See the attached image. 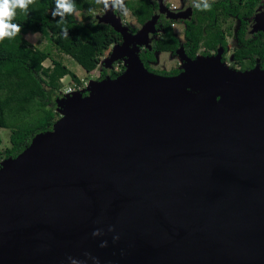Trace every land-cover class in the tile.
I'll use <instances>...</instances> for the list:
<instances>
[{"label": "water", "instance_id": "1", "mask_svg": "<svg viewBox=\"0 0 264 264\" xmlns=\"http://www.w3.org/2000/svg\"><path fill=\"white\" fill-rule=\"evenodd\" d=\"M156 3L134 34L96 16L122 39L104 69L124 70L61 95L51 130L0 163V264H264V72L182 47L181 73L149 72L160 17L188 18Z\"/></svg>", "mask_w": 264, "mask_h": 264}, {"label": "trees", "instance_id": "2", "mask_svg": "<svg viewBox=\"0 0 264 264\" xmlns=\"http://www.w3.org/2000/svg\"><path fill=\"white\" fill-rule=\"evenodd\" d=\"M198 3L199 0H193ZM233 13L246 12L255 0H234ZM77 12L96 11L102 5H96L95 0H74ZM127 9L137 23L144 25L156 12L158 5L155 0H124ZM229 0H210V11H200L194 7L192 20L186 23L185 43L180 44L176 38L171 22L160 17L156 25L159 36L151 39L152 49L140 53L144 67L151 73L163 77L178 75L177 71H154L150 64L155 63L156 55L167 53L175 55L183 47L185 55L191 60L202 48H215L220 42L215 22L225 17L229 7ZM245 3V4H244ZM56 0H35L29 6L28 15L17 10L14 23L22 26V32L14 39L0 42V130L10 129V147L4 151V160L16 158L28 148L32 138L39 133L51 130L59 119L56 111V101L61 99L63 78L70 76L73 83L78 85L79 79L72 74L61 62L56 61L49 52L34 48L25 38L27 34H38L49 41L59 52L72 58L86 73L94 71L101 63L104 52L113 45L120 44L122 39L111 27L101 24L89 15L83 21H77L75 14L65 17L69 30L68 38L62 33L64 25H57L60 17L53 18L51 13L55 9ZM118 14L119 10H115ZM248 14V13H247ZM136 33L135 29H129ZM51 61L50 67L43 63ZM120 73L114 69L110 71V78H116ZM107 71L102 69L100 78H104ZM40 118L33 123L28 119L32 116ZM1 145V137H0ZM0 161V163L2 162Z\"/></svg>", "mask_w": 264, "mask_h": 264}, {"label": "flooded vegetation", "instance_id": "3", "mask_svg": "<svg viewBox=\"0 0 264 264\" xmlns=\"http://www.w3.org/2000/svg\"><path fill=\"white\" fill-rule=\"evenodd\" d=\"M193 2V0H185V6L177 7L173 5L174 8L172 7L174 13L186 12L188 14L186 20L176 22L182 28L181 33H183L184 41L180 43L181 45L185 43L186 23L191 22L194 13ZM228 4L229 7L225 11V17L215 22V28L212 27L213 30L218 32L220 42L213 49L202 46L196 57L210 58L219 54L221 63L228 70L237 73H250L257 70L264 72V0H255L249 11L235 14L233 11H235V5L239 4V2L229 0ZM165 6L170 8L171 5L167 6L165 4ZM233 19L237 22L236 24H228L225 28L221 27L223 22ZM165 20L171 22L170 20ZM175 27L171 23V28L178 39ZM123 70L124 67L122 66L120 71H115L121 73ZM171 71H177L179 74L182 69L180 66ZM109 74L110 71H107L106 76H110Z\"/></svg>", "mask_w": 264, "mask_h": 264}, {"label": "rangeland", "instance_id": "4", "mask_svg": "<svg viewBox=\"0 0 264 264\" xmlns=\"http://www.w3.org/2000/svg\"><path fill=\"white\" fill-rule=\"evenodd\" d=\"M156 1V0H155ZM164 5L166 4L167 6H170L168 8L171 12L172 7L174 8L173 5L175 6H185V0H163ZM105 10L103 9V6L100 7L99 10L96 11L95 17L93 19H96V16L99 15H104ZM88 11L84 12H76L75 16L77 21H83L85 17L89 16ZM120 22L122 25H124L128 29H135L136 31L141 30L142 25L137 23L136 19L132 16L130 11L128 10L126 13H122L119 11L117 14ZM171 21V20H170ZM177 21H171L172 25L175 27L178 39L180 43L184 41L183 39V33H181V26H177L176 23ZM236 24L235 20H228L227 22H223L221 27H227L228 24ZM159 36V32L156 33ZM26 40L34 47L38 48L40 50L49 52L51 56L56 60L61 63H63L69 71L74 74L80 81L78 85L72 82L71 77L67 76L62 79L61 84H62V91L64 92L67 88H73L75 91H83L86 89V87L89 85L91 81H98L101 80L100 78V73L101 70L104 69V62L110 57L113 48L115 45H113L111 48H109L107 51L104 52L103 56L101 57V63L98 65V67L92 71L91 73H86L72 58L69 56L59 52L49 41H46L44 38H42L38 34H27L25 36ZM144 48H142L143 50ZM44 67H50L51 66V61L47 60L43 63ZM181 61L177 55H169L167 53H162L159 54L158 56L156 55V61L153 64H150L151 69L154 71H171L173 69H176L177 67H180ZM123 66V62H118L113 65V68L117 71H120ZM105 70V69H104ZM78 88V89H77ZM86 94V93H85ZM84 94V95H85ZM57 111V108H56ZM40 117L32 115L29 119V123H33L34 121L38 120ZM10 136H11V130L10 129H1L0 130V137H1V145H0V161L4 159V151L10 147Z\"/></svg>", "mask_w": 264, "mask_h": 264}, {"label": "clouds", "instance_id": "5", "mask_svg": "<svg viewBox=\"0 0 264 264\" xmlns=\"http://www.w3.org/2000/svg\"><path fill=\"white\" fill-rule=\"evenodd\" d=\"M214 2V0H213ZM35 0H0V42L5 39H14L17 35L22 32V26L13 21L16 19L17 10L22 11L25 15H28V9L30 5H33ZM96 5H102L105 11L107 10H119L122 13L128 11L124 0H95ZM193 6L200 11H210L212 8V3L210 0H199L198 3L193 2ZM77 5L74 0H56L55 9L52 11L51 15L53 18L60 17L57 25H64L62 28V33L65 38H68V27L66 24L65 17L68 15L76 14ZM88 12L91 16L95 17L96 9L89 8ZM109 232H115L113 227H109ZM101 230L97 229L93 231L92 236H100ZM119 235L113 236V242L119 240ZM107 241H103L100 244L101 248H106ZM85 257L92 260V264H100L97 257L92 256L90 253H85ZM70 264H86L84 260H77L69 257Z\"/></svg>", "mask_w": 264, "mask_h": 264}, {"label": "built area", "instance_id": "6", "mask_svg": "<svg viewBox=\"0 0 264 264\" xmlns=\"http://www.w3.org/2000/svg\"><path fill=\"white\" fill-rule=\"evenodd\" d=\"M78 89V88H77ZM77 91V90H76ZM73 88H67L64 92L61 91V95H67L72 94L73 92H76Z\"/></svg>", "mask_w": 264, "mask_h": 264}, {"label": "crops", "instance_id": "7", "mask_svg": "<svg viewBox=\"0 0 264 264\" xmlns=\"http://www.w3.org/2000/svg\"><path fill=\"white\" fill-rule=\"evenodd\" d=\"M177 26H179V24H176ZM176 31V30H175ZM31 34V33H30Z\"/></svg>", "mask_w": 264, "mask_h": 264}]
</instances>
